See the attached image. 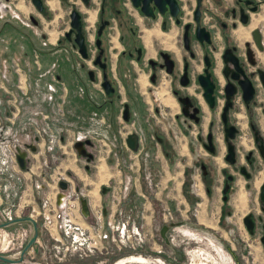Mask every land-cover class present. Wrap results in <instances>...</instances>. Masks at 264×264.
Returning a JSON list of instances; mask_svg holds the SVG:
<instances>
[{"label":"rangeland","instance_id":"1","mask_svg":"<svg viewBox=\"0 0 264 264\" xmlns=\"http://www.w3.org/2000/svg\"><path fill=\"white\" fill-rule=\"evenodd\" d=\"M10 1L15 7L7 9L5 14L19 16L28 27L22 26L20 19L3 16V10L0 12V198L11 194L14 198L3 202L0 199V223H6V217L14 218L17 209L19 213L22 208L25 210L21 215L23 219L0 227V255L17 257L21 247L36 233V240L17 264H264L261 242L264 205L260 199L264 161L253 144L244 109H240L237 120L242 129V137L237 140L238 164L246 165L247 152H256L258 168L250 169L251 179L247 180L238 168L226 162L224 146L219 145L220 159L213 160L220 179L216 184L223 189L226 178L223 169L236 177L227 202L214 200L211 205L200 204L201 197H207L204 191L200 192L202 187L196 179L192 188L187 184L180 191L171 187L162 189L159 177L163 172L158 167L161 162L173 164L177 159L176 150L168 149V144L166 157L160 146L152 144L149 156L143 153L135 159L121 146L120 138L136 129L145 138L157 133L170 139L177 129L175 120H135L133 124H126L119 118L121 105L117 103L108 114L111 127L108 138L102 139L99 120L83 118L90 117L93 108L83 96L80 72L76 71L79 61L65 59L66 53L54 54L53 41L64 26L59 24L61 19L52 20L53 26L59 20L56 30L45 23L41 28L34 27L28 20V15L34 12L28 1ZM50 6L54 7L55 3L51 2ZM56 14L65 16L66 13L56 11ZM42 34L50 43L40 39ZM89 90L94 98L97 93ZM102 98L100 95L97 100ZM161 100L163 102L162 97ZM80 136L89 137L93 142L92 162L87 163L73 148V142ZM8 137L16 147L26 151L24 170L16 162L18 148L2 147ZM34 137H38L39 144L34 142ZM25 144L33 145L35 152L26 150ZM114 146L123 150V156L114 151ZM121 158L126 159V167L119 164ZM85 165L89 166L88 172ZM105 171L111 176L104 184H99L102 180H97L96 174ZM196 172L201 175L198 168ZM185 176L188 180L187 174ZM30 179L34 186H42L38 188L41 192L36 203L26 193ZM59 180L67 183L66 190L59 189ZM70 186L78 187V197L71 195L74 189L68 190ZM102 186L107 188L104 194ZM206 190L213 196L211 184ZM215 192L218 196L222 193ZM240 192L243 200L238 196ZM58 193L69 196L67 201L71 202L73 216L79 214L78 198L86 199L94 225L90 231L105 236L96 242L91 253L82 257L63 253L44 228L41 213L46 211L42 200L50 197L56 201ZM220 203L221 212L209 214L213 226L217 224L214 228L199 222L197 215L201 208L206 206L210 211L211 206L214 209ZM248 214H252L256 222L254 234L249 233L243 221ZM122 224L123 231L118 232ZM163 226L167 228L162 235ZM0 264L3 263L0 261Z\"/></svg>","mask_w":264,"mask_h":264},{"label":"flooded vegetation","instance_id":"2","mask_svg":"<svg viewBox=\"0 0 264 264\" xmlns=\"http://www.w3.org/2000/svg\"><path fill=\"white\" fill-rule=\"evenodd\" d=\"M27 1L34 10L28 15L32 26L41 28L45 23L55 29L59 20L54 26L52 20L55 17L61 19L59 24L64 26L60 36L53 41L54 54L66 53L68 56L65 59L79 61L76 71L80 72L83 96L93 108L90 117L85 115L83 118L99 120L98 130L103 135L102 139L108 138L111 128L108 114L118 106L117 103L121 105L119 118L126 124L144 120L148 111L159 115L162 110L164 120L175 117L177 126H184L181 132L191 134L206 153L204 157L196 155L194 159L195 169L200 170L206 183L216 178V163L213 160L220 159L219 145L224 146V158L228 162V143L235 146L236 152L235 163L228 162L229 165L238 168L247 180L251 179L253 174L250 169L258 168V158L256 152L250 150L245 155L246 165L238 164L237 140L242 137V129L237 120L240 109H244L253 144L264 161L260 152V147L264 146V81L260 74V71L264 72V0H201L199 18L196 15L198 0H174L178 8L176 15L170 13L172 7L168 0H39L38 6L32 0ZM51 2L55 3L54 7L50 6ZM11 4L10 0H0V12L3 10V16L20 19L15 14H5L14 6ZM56 11H65L66 14H56ZM242 19H247V22H242ZM21 25L28 27V23L23 21ZM198 28H204L209 33L210 42H201L197 38ZM233 33L237 41L233 40ZM40 37L44 43H50L45 35ZM79 39L84 46V55L79 51ZM229 50H233L239 58L237 70L224 60ZM207 74L214 85L212 103L207 99L203 85ZM244 75L253 87V97L248 103L244 97L243 89L248 87ZM238 80H241V85ZM89 88L97 93L94 98ZM227 91H233L229 99ZM100 95L102 100H97ZM172 100L177 107L173 115L170 107ZM228 101L231 104L225 111ZM223 114H226L225 118ZM224 120H227L228 126L236 128L234 138L227 136ZM129 134L137 136L136 151L126 144ZM120 139L121 146L134 153L139 151V155L145 153L149 156L152 144L160 146L163 154L168 155V142L164 135L156 133L151 138H145L134 129ZM84 140L91 142L86 150L92 158L87 161L82 157L89 163L94 158L90 151L93 142L86 136L80 141ZM27 145H24L26 150ZM117 146H114V151L120 154L122 149ZM84 169L88 172L89 166L85 165ZM223 173L226 178L222 197L226 196L223 201L227 202L236 177L226 169ZM226 183L229 189L224 194ZM106 190V187L102 188V194ZM73 191L71 195L78 197V192ZM79 214H83L81 210ZM21 250L17 257L9 258L13 262L0 261L3 264L20 263L24 255L18 260Z\"/></svg>","mask_w":264,"mask_h":264},{"label":"crops","instance_id":"3","mask_svg":"<svg viewBox=\"0 0 264 264\" xmlns=\"http://www.w3.org/2000/svg\"><path fill=\"white\" fill-rule=\"evenodd\" d=\"M232 38L234 41H237V38H236L234 33L232 34ZM200 68H201V66L198 65V69H200ZM172 101L173 102H172V105H170V107L172 109V115H173L177 112V107H176V103L174 102V100H172ZM174 118L175 117H170L171 120H175ZM147 119L148 120H164L165 117L162 116V110L160 111L159 115H154L148 111L147 116L144 118V120H147ZM181 129H184V126H181V125H180V127L177 126V129L173 131V133H172L173 137H171L173 140L171 138L169 139L168 137H165V135L163 134L164 137L166 138V141L169 144L168 149L171 148V150H176L175 153H176L177 159L175 162H173L174 166H173V164L169 165L167 162H164V163L161 162L159 167L156 166V167L160 168L161 171L163 172V176L159 177L161 179L160 181H161L162 189H166V188L171 187V188H174V189H177L180 191L182 186H186L187 184H189L190 188H192V183L196 179V180L200 181V184H201L200 187H202L200 192L204 191L205 196L207 197V198H205L204 196H202L200 199V204H204V205L210 204L211 205V204H213L214 200H216L214 202H217V203L219 200H222V202H223L222 193L218 196V194H216V192H215V191H219V193L222 192V188L220 187V185L216 184L217 181L219 182V180H220V179H218V176H216V178L214 179L213 182L210 183L208 181L206 183L205 178H203L202 175L199 176L196 172L195 161H194V159L196 158V155L198 157H204L206 155V153L203 151V149L200 147V145H198V143L196 142L194 137L191 136V134L186 135L187 133L186 134L182 133ZM34 142H36V144H39V140L36 137H34ZM35 150L36 149H34L32 152H35ZM187 150L189 153L186 152ZM126 151L129 153V155L131 154L135 159L137 158V155H139V151L137 153H134L133 151H129V150H126ZM156 154H157V152H156ZM119 155H120V157L123 156V150L120 152ZM119 164H121L123 167H126V159H123V158H121V160L119 159ZM179 166H180V168H178ZM83 167L85 168V166H83ZM172 167H174V169H172ZM186 168L188 169L187 172H186ZM107 172L108 171H105L103 173L99 172V174H96V179L102 180L101 183H99V184H104L105 181L109 179V177L111 175L108 174ZM170 172H172V173H170ZM189 172H190V174H189ZM185 174H188V180H186ZM29 177H30V175H29ZM17 180H20V179L17 178ZM17 180H16V185L19 184V182ZM34 181H37V179L34 178ZM31 182L32 181L30 179V182H29L30 186L27 188L26 193L28 192L27 196L30 197V200H32V202H35V200L40 195L41 191L36 186L31 184ZM209 184H211V187L213 189V196H209L208 193L206 192L207 191L206 186ZM73 187L74 186H72V187L70 186V188H68V190L74 189L75 191L78 192V190H79L78 187H76V186L74 188ZM102 188H104V186L101 187V193H102ZM89 193L91 195V193H93V192H89ZM178 193H180V192L177 191V194ZM166 194H168V193H166ZM179 195H181V193ZM179 195H177V196H179ZM199 195H201V193ZM238 196L240 197L241 200H243L242 196H244V195L242 192H240ZM1 197L2 198H0V199L2 202H3V200L4 201L14 200L12 194L8 197L1 195ZM81 199L86 201V199H84V198H79V201H78L79 202V210H81ZM86 204H87V208H88V214L87 215L78 214V216L76 214L75 219L82 226L91 230V228H94V225H93V220L90 218L89 205L87 202H86ZM218 205H220V206H218ZM218 205L214 209H212V206H211L210 211L207 209L206 206L201 208L199 216L197 215L199 222L200 223H208L209 226L214 228L217 224L216 225L214 224L215 226H213L212 220L210 218L211 216H209V214L214 215V214L220 213L222 206H221V203ZM217 209H219L218 210L219 212L217 211ZM17 210L14 214L15 217L13 219H17V220L23 219L22 218L23 216H21V215L24 214L25 208L24 209L22 208V211L20 213ZM219 217H220V215H219ZM27 219H29V217H27ZM213 219H214V217H213Z\"/></svg>","mask_w":264,"mask_h":264},{"label":"water","instance_id":"4","mask_svg":"<svg viewBox=\"0 0 264 264\" xmlns=\"http://www.w3.org/2000/svg\"><path fill=\"white\" fill-rule=\"evenodd\" d=\"M32 2L34 4H36L37 6L39 4V0H32ZM168 2H169L170 7H172V8H170V11H171L170 13L172 15H176L177 10H178L176 2L174 0H168ZM198 2H199V5H198V8L196 10L197 18H199V14H200L199 7H200L201 0H198ZM76 17H77V15H76V13H74V19H76ZM242 22H247V19H242ZM197 38L201 42H203L205 40L207 42H210L209 33L206 32L204 28H198V30H197ZM186 40H187V37H186ZM256 40L258 42V45L261 47V42H260L259 37H257ZM78 46H79V51L83 53L84 46L82 45L80 39H79V42H78ZM233 50H231V51L229 50V55L230 56L228 55V52L224 55V60L226 61V63L230 62L233 65L234 69L237 70L238 69V65H239V58L236 55L233 54ZM83 55H84V53H83ZM207 64H209L208 61H207ZM241 72L243 73V70H241ZM260 74H261V77H262V79L264 81V72L260 71ZM245 77H247V76L244 75V78ZM204 80L205 81H203L204 82L203 85L205 86V95H206L207 99L210 101V103H212L213 102L212 93H213L214 85H213V83L210 80L209 74H207V77H205ZM245 80H247L246 82H247V86L248 87H244V89L242 87V89L244 90L245 101L248 103L253 97V87H252L251 82L247 78H245ZM238 84L241 85V80H238ZM232 93H233V91H231V92L227 91L228 99L232 95ZM230 104L231 103L228 101L227 105L225 107V111L228 109ZM225 115L226 114H223L224 118H225ZM224 122H225V128H226L227 136L230 137V138H234L235 132H236V128L234 126H228L227 125V120H224ZM209 140L211 141V137L210 136H209ZM90 144H91V142L89 140L76 141L73 144V148L76 151V153L78 154V156L85 157L86 160L89 161L92 158V154L89 153L86 150V146H88ZM126 144L131 150L136 151L137 147H138L136 134H129L127 136V138H126ZM28 148L31 151L34 150V146L31 145V144L27 145V149ZM260 152H261V155L264 157V146L260 147ZM235 158H236L235 146L232 143H228V154H227L226 159H227V161L229 163H235V161H236ZM16 162H17L18 167L21 170H24L26 168L27 155H26V151L25 150H22V149H19V148L17 149ZM247 177H248V174H247ZM231 178L232 177L230 176L229 179H231ZM58 187H59L60 190L64 191L67 188V183L65 181L60 180L58 182ZM228 189H229V184L226 183L225 188L223 190V193L226 194ZM61 196H62V193H58L57 194V198H56V202L57 203H59ZM223 199L226 200L227 197L224 196ZM260 199H261V201H262V203L264 205V182H263L262 187H261ZM262 208L264 209V206ZM81 212L84 215L88 214L87 204H86V201L83 200V199H81ZM14 221H17V219H12L10 222H6V223H0V227L7 226L9 223L14 222ZM243 221H244V224H245L247 230L249 231V233L250 234H254L256 222H255L252 214L246 215L244 217ZM166 228H167L166 226H163V228L161 230V234L162 235L164 234V231L166 230ZM35 240H36V233L33 235V237L27 242V244L21 250L20 258L18 260L22 259V255L28 250V248L32 245V243ZM261 242L264 245V227H263V235L261 236ZM0 260L8 261V262H13L14 261L12 259L6 258L3 255H0Z\"/></svg>","mask_w":264,"mask_h":264},{"label":"built area","instance_id":"5","mask_svg":"<svg viewBox=\"0 0 264 264\" xmlns=\"http://www.w3.org/2000/svg\"><path fill=\"white\" fill-rule=\"evenodd\" d=\"M32 122L30 123L35 125ZM37 132L39 134V130H37ZM10 138L8 137L3 140L8 142L2 147L8 149V146L10 145L13 148L15 146L14 150L19 148L20 146L16 147L14 142L11 143L9 141ZM81 139H83L82 136L77 137L75 141H79ZM15 153H13L14 156ZM37 188H42V186L37 185ZM68 198L69 196H65V194H63L59 203L54 201V199H50V197L42 200V207L44 211H46L41 213L43 217V226L47 232H49L51 238L55 240L59 250L63 253H67L68 255L77 254L79 257H82V255H87L94 251L96 242L105 236H101L98 231H90L76 221L75 216H73L71 212V202L67 201ZM6 218L5 222L13 219L12 217ZM123 227L124 224H122V228L119 232L123 231Z\"/></svg>","mask_w":264,"mask_h":264},{"label":"bare ground","instance_id":"6","mask_svg":"<svg viewBox=\"0 0 264 264\" xmlns=\"http://www.w3.org/2000/svg\"><path fill=\"white\" fill-rule=\"evenodd\" d=\"M242 197H244V196H242Z\"/></svg>","mask_w":264,"mask_h":264}]
</instances>
